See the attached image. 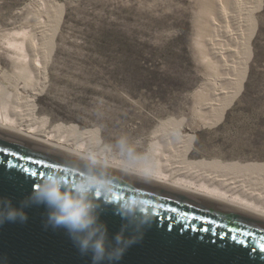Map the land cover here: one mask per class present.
I'll list each match as a JSON object with an SVG mask.
<instances>
[{"label":"rangeland","instance_id":"374dc122","mask_svg":"<svg viewBox=\"0 0 264 264\" xmlns=\"http://www.w3.org/2000/svg\"><path fill=\"white\" fill-rule=\"evenodd\" d=\"M210 4L0 0V31L36 23L43 6L56 19L30 120L46 133L90 136L98 148L127 158L143 156L154 132L171 123L187 142L183 166L250 172L264 181V0L249 19L236 91L206 124L196 109L200 88L217 74L201 44L215 23L221 26ZM2 55L0 71L13 75L15 65Z\"/></svg>","mask_w":264,"mask_h":264},{"label":"bare ground","instance_id":"6f19581e","mask_svg":"<svg viewBox=\"0 0 264 264\" xmlns=\"http://www.w3.org/2000/svg\"><path fill=\"white\" fill-rule=\"evenodd\" d=\"M210 5L221 26L215 23V32L201 44L207 63L217 74L200 88L198 96L201 101L196 109L206 124L217 119L219 109L236 91L242 46L257 0H211ZM43 8L36 23L0 31V54L16 67L13 75L0 71V147L24 149L75 170L99 167L130 180L139 191L264 231V181L250 172L183 166L181 157L187 142L171 123L154 132L143 156L127 158L98 148L90 136L72 138L70 131L57 130L46 133L39 121L30 120L29 101L43 87L50 63L48 42L56 21L50 10Z\"/></svg>","mask_w":264,"mask_h":264},{"label":"water","instance_id":"95a60500","mask_svg":"<svg viewBox=\"0 0 264 264\" xmlns=\"http://www.w3.org/2000/svg\"><path fill=\"white\" fill-rule=\"evenodd\" d=\"M29 151L0 147V202L26 219L0 223V264H264V231L211 211L177 205L139 191L130 180L90 168L68 167ZM84 176L97 184L91 196L97 226L106 231V252L94 261L82 234L50 221L51 209L32 197L44 174ZM131 183V184H130ZM143 202L125 214L131 199ZM124 237L118 242L116 237ZM135 238L130 246L127 240ZM126 248L122 258L115 256Z\"/></svg>","mask_w":264,"mask_h":264},{"label":"clouds","instance_id":"9594fccd","mask_svg":"<svg viewBox=\"0 0 264 264\" xmlns=\"http://www.w3.org/2000/svg\"><path fill=\"white\" fill-rule=\"evenodd\" d=\"M96 182L88 177L65 175L56 171H48L40 180L38 186L33 187L32 199L51 209L50 221L55 226H64L70 232L82 234L80 244L82 249L91 247L94 261H99L105 255L106 231L101 232L97 226L95 205L91 196L96 192ZM138 208L142 215H147L143 202L131 199L124 205L125 214ZM26 219L22 211L11 207L10 202H0V223ZM118 242H123L124 237L118 235ZM135 242V238L127 240V245ZM126 248H120L115 258H122Z\"/></svg>","mask_w":264,"mask_h":264}]
</instances>
